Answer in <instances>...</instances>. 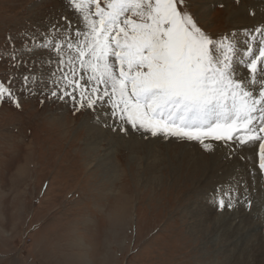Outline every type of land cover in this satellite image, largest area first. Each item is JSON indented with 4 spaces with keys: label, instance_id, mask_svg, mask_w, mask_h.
Returning a JSON list of instances; mask_svg holds the SVG:
<instances>
[{
    "label": "rangeland",
    "instance_id": "1",
    "mask_svg": "<svg viewBox=\"0 0 264 264\" xmlns=\"http://www.w3.org/2000/svg\"><path fill=\"white\" fill-rule=\"evenodd\" d=\"M185 4L213 38L237 35L241 45L264 29V0ZM81 17L70 0H0V82L14 94L0 99V264H264L262 141L206 136L205 149L113 116L108 97L97 99L104 85L86 83L91 70L64 39L71 24L76 43ZM45 37L63 45L65 62L74 59L75 77L54 50L38 47ZM238 59L234 70L248 79ZM60 67L84 87L83 107Z\"/></svg>",
    "mask_w": 264,
    "mask_h": 264
},
{
    "label": "snow or ice",
    "instance_id": "2",
    "mask_svg": "<svg viewBox=\"0 0 264 264\" xmlns=\"http://www.w3.org/2000/svg\"><path fill=\"white\" fill-rule=\"evenodd\" d=\"M70 3L82 13L83 28L77 26L73 44L69 24L64 37L67 47L75 51L82 70H91L86 83L104 85L97 99L108 97L106 103L113 116L119 115L132 128L152 135L162 132L199 140L205 149L211 148L204 143L206 136L225 142L236 140L240 145L262 141L259 169L264 170V29H255L260 38L250 35L240 48L227 36L217 39L202 30L185 0ZM38 47L54 50L60 57L55 63H67L75 77L74 59L69 57L65 62L62 44L45 37ZM110 56L119 65L118 74L109 63ZM236 58L246 66L248 79L236 74ZM60 71L66 87L79 90L83 107L84 87L74 78L68 79L62 67ZM97 92L98 88L91 86L87 107L95 108L92 94ZM13 95L11 88L0 82V99ZM64 95L76 100L73 93L65 91ZM241 130L242 134L235 135ZM219 205L230 206L231 202L225 204L221 199Z\"/></svg>",
    "mask_w": 264,
    "mask_h": 264
},
{
    "label": "bare ground",
    "instance_id": "3",
    "mask_svg": "<svg viewBox=\"0 0 264 264\" xmlns=\"http://www.w3.org/2000/svg\"><path fill=\"white\" fill-rule=\"evenodd\" d=\"M244 12V11H243ZM263 13V12H262ZM259 14V13H258ZM238 15V14H237ZM234 17V16H233ZM239 17V16H238ZM245 22V21H244ZM251 23V22H250ZM248 24V23H247ZM241 26H242V24H241ZM249 26H250V24H249ZM248 26V27H249ZM240 27V26H239ZM251 27V26H250ZM253 28V27H252ZM259 28V27H258ZM245 29H247V28H245ZM238 31V30H237ZM243 31V30H242ZM251 32V31H250ZM250 35V34H249ZM237 39H239V37L237 36V35H234ZM231 37V40L232 41H235L236 42V38L235 37ZM244 38V37H243ZM246 39H248V38H246ZM246 39H244V41L242 42V44L241 45H239L240 44V42L238 43V47H240V48H243L244 47V42H245V40ZM258 54V53H257ZM237 64V63H236ZM240 145V144H239ZM230 147V146H229ZM238 147V146H237ZM231 148V147H230ZM239 148V147H238ZM240 149V148H239ZM236 151V150H235ZM220 155H221V153H220ZM240 156V155H239ZM256 157V156H255ZM254 157V158H255ZM258 158V157H257ZM207 160V159H206ZM250 161V160H249ZM217 162V158H215V160H213V158H212V160L209 162V160H208V163L206 162L205 163V161L203 162V163H205V164H208V166H206L205 167V169L207 168V167H211L212 165H216L215 163ZM194 164L196 165V170L197 169H199V167H201V166H198V162H194ZM200 172H204L205 173V171L203 170V167L201 168V170H200ZM255 174V173H254ZM257 175V174H256ZM256 178V177H255ZM257 196V195H256ZM255 196V197H256ZM225 199V198H224ZM264 207V206H263ZM259 213V212H258ZM263 213V212H262ZM264 214V213H263ZM222 219V220H221ZM220 220L222 221V222H226V223H228V224H230V225H232L231 223H230V219H227L226 217H222V218H220ZM236 220V219H235ZM260 228V227H259ZM239 235H240V233H239ZM212 236V235H211Z\"/></svg>",
    "mask_w": 264,
    "mask_h": 264
}]
</instances>
